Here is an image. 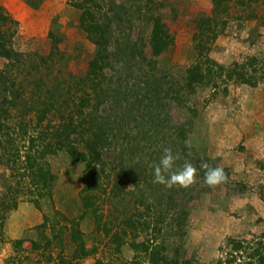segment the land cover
Segmentation results:
<instances>
[{"label": "trees", "instance_id": "16d2710c", "mask_svg": "<svg viewBox=\"0 0 264 264\" xmlns=\"http://www.w3.org/2000/svg\"><path fill=\"white\" fill-rule=\"evenodd\" d=\"M67 3L79 13L75 25L94 46L93 59L89 62L87 71L72 83L78 87L77 92L80 93L71 96L70 93L66 94L69 90L64 93L61 92L62 87L57 90L58 84L55 89L49 91L50 94H42L35 81L38 74H35L36 79L31 81V78L29 83L18 81L20 72L25 71L30 75L24 67L33 64V55L22 54L14 49L13 38L19 23L0 7V60L3 61V67L0 69V164L5 163V166L14 172L15 180L5 193L0 191V244L4 242L3 230L7 214L17 208L20 196L26 197L27 202L38 210L39 199L50 197L55 176L45 161V156L64 151L72 161L84 165L85 183L79 192V218L89 215L93 219L95 235H101L108 244L113 245L115 253H119L121 247L127 243L134 251L133 264L143 255L150 264H200L197 257L188 256L183 251V241L188 233L189 205L194 199L196 186L205 183L204 175L207 169L202 165L206 161L194 157L196 154L186 145L183 132L187 130L189 121L175 124L167 110L163 113L166 114L164 117H155L148 103L154 97L142 92L148 87L136 84L128 86L131 79L134 81L140 72L142 78L147 80L145 84L149 83L152 88L155 101H161L162 96L165 97L167 93L157 79L159 69L154 58L166 52L173 45L174 38L158 13L159 3L157 0H129L125 3H116L114 0H67ZM259 5H262L263 9ZM136 18L150 25V59L145 55L144 38L137 34L138 37L131 40L132 26ZM244 19L264 23V0H211V15L198 20L192 36L196 58L185 70L186 85H200L203 80H207L206 84L213 87V82L217 77L220 78L223 72H228V79L224 80H236L252 88L264 81V56L247 57L243 63L237 66L234 64L235 67L228 71L214 62L213 65L219 69L216 76L212 67L206 66L205 70L202 69L201 59L209 60L208 54L212 46L217 38L224 34L229 21ZM126 25H129L130 33L123 37ZM52 54L51 52L49 55ZM49 60L51 61V57ZM53 81L57 83L60 80L55 77ZM31 84L33 93L30 91V95H27L26 90ZM111 85H115L116 89H112ZM13 110L16 112L14 116ZM52 112L56 114L49 118ZM9 120L11 124L8 125ZM117 121L126 125L133 123L138 130L137 137L134 136L133 130H125L134 143L126 145V149L121 152L119 145L113 142L123 129H110V124L115 122L117 125ZM163 124L165 128L161 129V132L172 130L176 139L180 140L178 145L185 156L176 157V169H181L187 161L192 163L199 173L196 177L199 181L196 179V183L187 189L179 186L167 188L154 183V166L159 164L163 154L159 152L160 155L155 156L148 149L152 146H149L151 141L158 138ZM141 134L143 139L139 138ZM21 140H25L27 144L22 147L23 150L17 146V141ZM139 147L146 151L147 160L144 161L141 157L134 161ZM257 167L264 172V163L259 162ZM149 169L151 175L148 173ZM106 170L109 172L107 180L108 177L109 180L112 179L110 203L114 204L113 209H116V212L122 206L119 212H122L123 218L119 219L118 215L115 217L120 223L114 232V225L109 221L103 222L100 207L103 203L96 193L103 191L99 177ZM235 186L234 189L240 195L246 191L245 185L240 182H235ZM256 190L258 198L264 201V183L259 184ZM125 191L131 194L128 200L121 199V193ZM180 198L181 203L176 205ZM130 206L134 207L135 213L127 215ZM113 209L109 218L114 215ZM141 212L150 213L149 216L154 221L147 218L141 223L137 221L136 213L141 220L145 218L141 216ZM79 218L64 219L67 225L62 226V230L57 233L56 226L47 225L48 218L44 217L43 223L37 228L49 229L51 238L43 235L45 244L29 242L30 252L46 255L47 264H72V260H80L96 253V245L89 249L86 246L79 228ZM165 220H169L166 228L173 230L174 235L178 234L174 239L175 243L171 245L160 238L161 242L153 244V239H157L164 232V228L159 227V224H163ZM256 222L258 225L264 224V218H259ZM138 228L141 232H150L153 239L145 237L138 242ZM64 230L69 232V240L74 245L69 259L62 256L63 248L59 235ZM127 230L132 234L130 240L126 239ZM12 245L15 251H23L25 241L13 240ZM55 253L58 262L53 261ZM211 264H264V229L249 234V237H225L218 245L217 256Z\"/></svg>", "mask_w": 264, "mask_h": 264}, {"label": "rangeland", "instance_id": "374dc122", "mask_svg": "<svg viewBox=\"0 0 264 264\" xmlns=\"http://www.w3.org/2000/svg\"><path fill=\"white\" fill-rule=\"evenodd\" d=\"M114 1L125 3L129 0ZM157 2L159 3L158 13L174 38L173 45L158 58H154L159 69L157 79L163 84L167 93L165 97L162 96L161 101L160 99L155 101L156 97L151 91L152 88L149 83L145 84L147 80L142 78L140 72L135 76L134 81L131 79L128 86L136 84L148 87L142 92L144 95L149 94V97L155 98L151 97L152 99L148 102L155 117H164L166 114L163 115V113L167 110L173 123L181 124L189 121L183 137L186 139L187 147L197 155L194 157L205 160L211 168L215 166L224 171L226 180L220 185L209 187L203 183L196 186L194 199L189 205L188 233L183 241V251L186 255L197 257L200 264H211L217 256L218 245L225 237H249V234L258 233L264 229V224L258 225L256 222L257 219L264 218V201H261L256 194L257 186L264 183V172L257 167L259 162L264 163V81L252 88L236 80L227 81L228 72H223L220 78L217 77L215 82L212 81L215 84L213 87L206 84L207 80H203V84L200 85H186L185 70L196 58L192 36L198 20L211 15V0H157ZM0 7L19 23L13 38L14 49L22 54L33 55V64L30 63L29 66L24 67L30 75L22 71L17 78L18 81L23 80L29 83L31 78V81L37 78L35 80L37 88L46 95L50 94L49 91L55 89L57 84V90L62 87V93L69 90L66 93H70L69 96L79 94L78 87L72 84L73 80L85 74L94 54V46L87 40L85 33L75 25L79 13L69 6L67 0H0ZM259 7L263 9L262 5ZM129 33V25H126L123 37ZM137 34L144 38L145 55L147 59H150L151 51L148 42L150 25L136 18L132 26L131 40L136 38ZM51 52L53 54L50 56ZM251 56L259 58L264 56V23L245 19L230 20L224 34L219 36L212 46L208 54L209 62L204 58L201 59L202 69L205 70L206 66H210L216 76L219 74V69L213 65L214 62L228 71L232 70L234 64L237 66ZM2 67L3 61L0 60V69ZM35 74H38V77L35 78ZM55 77L60 81L52 82ZM111 87L116 89L115 85ZM31 89L32 84L25 94L30 95V91L32 94ZM175 94H177L176 97ZM15 113L13 110L12 115H16ZM55 114L56 112H52L48 117ZM8 123L11 124V120ZM120 128L123 130L119 137H115L113 143L119 145L121 152L122 149H126V145L134 143L125 130H133L136 137L138 130L133 123L126 125L117 121V125L115 122L110 124V129ZM164 128L163 124L158 138L149 144L152 146L148 151L158 156L159 152L162 155L164 149L171 148L175 157H185L178 145L180 140L176 139L172 130L167 129L165 133L161 132ZM139 138L143 139V134ZM143 144L142 142L141 146ZM24 145H27L25 140L17 141V146L21 147V150ZM145 153L146 151L139 147L134 161L141 157L144 161L147 160ZM45 161L55 176L51 195L39 199V210L27 202L26 197L18 198L17 208L10 211L5 219L4 242L0 244V264H47L46 255L30 252L29 242L45 244L42 236L47 235L51 238L49 229H38L37 226L43 223V218L46 217L47 225L56 226V232L59 233L62 230L61 227L67 225L64 219H78L81 214L79 192L85 183L84 165L72 161L64 151L46 155ZM5 165V163L0 164L2 193H5L9 185L15 181L14 172ZM177 166L174 164L172 171L179 170L176 169ZM148 173L150 174V169ZM107 175H109L107 170L100 175L99 183L103 185V191L96 193L103 203L100 206L104 217L103 222L109 221L111 225H114L112 231L114 232L118 227L117 224L120 223L115 220V217L118 215L119 219L123 218L122 212H119L122 206L116 212V209H113L114 204L110 203L112 179L109 180L108 177V181ZM196 179L199 181L198 178ZM107 182H109L108 187ZM148 182L151 183V180ZM235 182L245 185L246 191L242 195L234 189ZM130 192H122L121 199L128 200L131 197ZM180 203L181 198L177 200L176 205ZM121 204H123L122 201ZM112 209L114 215L109 218ZM127 213V215L134 214V207L130 206ZM136 215L140 223L146 218L153 219L149 216L150 213H142L141 216L145 217L142 220L138 213ZM168 221L165 220L163 224H159V227L164 228L161 237L153 239L150 237L152 236L150 232H141L138 228L136 240L140 242L145 237H150L154 240L152 243L157 244L161 242V238L166 241L165 243L174 244L178 234L174 235L173 230L166 228ZM79 228L87 248L96 245L94 248L97 251L86 258L72 260V264H133L134 251L128 244L125 243L120 252L115 253L113 245L108 244L101 235L98 237L95 235L93 219L89 215L79 218ZM68 233L64 230L59 235L63 248L62 256L65 259L70 258L74 249ZM127 233L126 239L130 240L132 234L129 230ZM18 239L25 241L26 248L23 245L24 250L17 252L13 248L12 241ZM56 254L53 255L54 262H58ZM134 264L150 263L143 255L139 256Z\"/></svg>", "mask_w": 264, "mask_h": 264}, {"label": "clouds", "instance_id": "9594fccd", "mask_svg": "<svg viewBox=\"0 0 264 264\" xmlns=\"http://www.w3.org/2000/svg\"><path fill=\"white\" fill-rule=\"evenodd\" d=\"M176 157L171 148L164 149L159 164L154 166V183H158L172 188L179 186L187 189L196 183L197 169L190 162H185L183 167L177 171H172ZM207 169L204 175V181L209 187H216L226 180L222 168H211L207 163L202 165ZM170 173V174H169ZM166 174H169L166 176Z\"/></svg>", "mask_w": 264, "mask_h": 264}]
</instances>
